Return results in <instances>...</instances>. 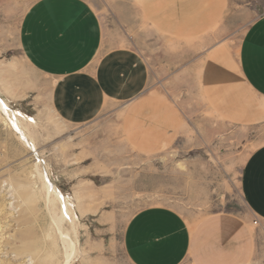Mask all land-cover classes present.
<instances>
[{
	"label": "rangeland",
	"instance_id": "374dc122",
	"mask_svg": "<svg viewBox=\"0 0 264 264\" xmlns=\"http://www.w3.org/2000/svg\"><path fill=\"white\" fill-rule=\"evenodd\" d=\"M84 1L106 28L118 30L122 45L139 54L140 43L151 86L172 98L182 128L165 145L144 151L125 138L120 111L82 126L59 120L50 108V81L33 71L19 45L24 6L0 0V99L25 136L20 139L0 110V264H131L123 232L143 209L167 207L188 223L222 211L247 213L241 171L264 134L225 128L191 83L216 42L237 50L248 27L263 17L264 0H227L215 41L156 38L152 49L135 38L134 22L118 25L113 13L121 0ZM128 18L137 25L136 16ZM42 173L64 198L71 223L60 219Z\"/></svg>",
	"mask_w": 264,
	"mask_h": 264
},
{
	"label": "crops",
	"instance_id": "0c3cea01",
	"mask_svg": "<svg viewBox=\"0 0 264 264\" xmlns=\"http://www.w3.org/2000/svg\"><path fill=\"white\" fill-rule=\"evenodd\" d=\"M7 1L24 6L19 45L33 71L50 81V108L59 120L82 126L120 111L125 138L144 151L180 134L181 115L168 94L152 88L140 43L139 54L122 45L118 30L106 28L87 1ZM227 8V0H121L113 14L118 25L134 22L135 38L152 49L156 38L217 40ZM192 77L201 103L221 125L264 134V15L237 50L216 42ZM239 183L245 216L222 211L188 223L163 206L134 214L123 232L128 261L264 264V144L246 159Z\"/></svg>",
	"mask_w": 264,
	"mask_h": 264
},
{
	"label": "bare ground",
	"instance_id": "6f19581e",
	"mask_svg": "<svg viewBox=\"0 0 264 264\" xmlns=\"http://www.w3.org/2000/svg\"><path fill=\"white\" fill-rule=\"evenodd\" d=\"M0 110H1V112L4 114V115H6V116H8V117H10L9 119V121H10V124L15 128L16 127V129L19 131V129H18V126H17V123H16V121L14 120V118H13V113L11 112V110H8L7 108H6V106H5V104L2 102V100L0 99ZM16 125V126H15ZM19 134H20V139H22V140H24L25 138V136L23 135V133L21 132V131H19ZM21 140V141H22ZM26 141V140H25ZM31 147V146H30ZM32 148V147H31ZM41 177H42V180H43V182H44V187H45V189L47 190V193L48 194H53L54 196H55V198H56V200H57V202H58V204L60 205V219L61 218H64V219H66V220H68V221H70V223L72 222V220H71V218H70V216H69V214H68V212H67V204H65V200H64V198L62 197V195H61V193H59V191L50 183V181H49V178H48V175H46L45 173H42L41 174ZM75 221V220H74ZM76 232V231H75ZM73 244V243H72Z\"/></svg>",
	"mask_w": 264,
	"mask_h": 264
},
{
	"label": "built area",
	"instance_id": "2783aa9c",
	"mask_svg": "<svg viewBox=\"0 0 264 264\" xmlns=\"http://www.w3.org/2000/svg\"><path fill=\"white\" fill-rule=\"evenodd\" d=\"M258 221H254V224L257 225Z\"/></svg>",
	"mask_w": 264,
	"mask_h": 264
}]
</instances>
